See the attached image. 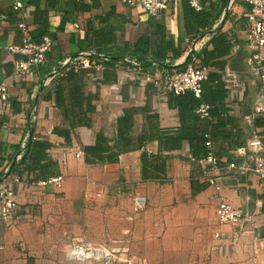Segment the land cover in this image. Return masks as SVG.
<instances>
[{
	"label": "crops",
	"instance_id": "crops-1",
	"mask_svg": "<svg viewBox=\"0 0 264 264\" xmlns=\"http://www.w3.org/2000/svg\"><path fill=\"white\" fill-rule=\"evenodd\" d=\"M188 1L174 0L151 18L121 0H21L32 39L51 41L45 65L21 81L12 62L23 56L8 51L21 42L18 18L11 0H0V85L8 92L7 110L0 114V182L8 174L20 180L11 186L18 207L9 223H0V264H79L64 258L72 228L78 231L81 217L85 222L93 214L92 228L112 229L130 211L135 189L145 196L146 208L134 222H119L129 226L125 239L142 244L141 252L134 251V242L129 247L146 264H264L256 240L264 239L263 193L252 173L227 167L242 162L231 152L251 133L264 144V119L253 116L254 106L264 103L263 90L246 62L249 6L243 0H196L202 9L195 11ZM195 44H200L197 52ZM203 50L224 54L209 66V78L219 77L225 91L217 104L225 124L211 138L212 155L221 166L216 186L208 183L214 177L210 166L191 156L188 140L167 141L181 128L207 132L216 124L212 108V122H196L187 101L162 87L167 75L183 70L190 55ZM78 56L102 60L103 67L78 73L63 67ZM226 72L239 84L238 96L225 88ZM206 96L203 87L204 103ZM124 119L132 127L121 141L117 128ZM31 135L48 143V161L42 164L54 163L51 177L63 176L60 188L34 181L33 173L9 172ZM95 145L119 152L117 161L86 163L84 148ZM143 153L161 160L164 172L144 180ZM220 199L252 218L220 225Z\"/></svg>",
	"mask_w": 264,
	"mask_h": 264
},
{
	"label": "built area",
	"instance_id": "built-area-1",
	"mask_svg": "<svg viewBox=\"0 0 264 264\" xmlns=\"http://www.w3.org/2000/svg\"><path fill=\"white\" fill-rule=\"evenodd\" d=\"M243 1L249 6V11L245 15V35L248 50L246 62L262 87L264 99V0ZM121 2L128 7L140 8L147 16L154 18L165 11L174 0H121ZM188 4L195 11L202 9L196 0H189ZM22 9L23 4L21 0H11V10L18 18L16 30L21 34V42L18 46H10L8 51L23 56V58L15 59L12 62V71L21 81H26L35 75L38 68L45 65V56L51 47V41L48 37H43L40 42L32 39L29 29L25 24ZM199 46L200 44H195L192 51L197 52ZM63 67L69 69L71 72L78 73L80 70L90 68L101 70L103 65L102 60L94 63L85 56H78L65 60ZM210 74L211 68L203 65L198 56L192 54L182 71L173 72L164 78L162 87L174 96H182L189 93L195 99L200 100L202 98L203 84L208 80ZM222 81L225 88L233 96H238L239 92L237 93V91L240 89V86L231 73L226 72L222 77ZM7 107L8 92L6 86L2 84L0 85V114L6 112ZM210 109L211 107L208 104L202 102L195 110V115L201 121L212 122ZM253 116L264 118V103L259 102L254 106ZM248 119H251V116ZM33 120L34 117L31 116V121ZM29 138L33 141L37 139L35 135ZM205 138V146L208 152L201 162L210 166V171L213 172L214 177L209 178L208 183L216 186L221 166L219 160L212 155L209 134H206ZM28 139L23 140L21 151L24 150ZM231 153L234 157L241 158L242 162L239 164L230 162L227 164V167L240 173H252L257 178L259 189L264 197V144L260 136L255 132L251 133L244 144L235 148ZM80 154L76 150L77 158L80 157ZM7 172L8 169H6L5 173ZM62 182V175H56L48 178L46 181L47 184H53L56 188H60ZM19 183L18 176H10L9 174L0 182V223H9L13 212L18 207L16 194L11 186ZM145 208V196L138 189H135L131 194L130 211L124 214L121 219L124 222L132 223ZM216 218L220 225L237 226L243 222L250 221L252 216L242 213L240 209L228 201L220 199L216 209ZM215 236L219 237L218 234ZM256 240L259 246L264 249V239L258 238ZM0 249H3V246H0ZM64 258L68 262L75 261L79 264H146L143 259L136 258L131 254L129 242L104 244L90 242L83 238H76L70 243V247L65 253Z\"/></svg>",
	"mask_w": 264,
	"mask_h": 264
},
{
	"label": "trees",
	"instance_id": "trees-1",
	"mask_svg": "<svg viewBox=\"0 0 264 264\" xmlns=\"http://www.w3.org/2000/svg\"><path fill=\"white\" fill-rule=\"evenodd\" d=\"M217 48V46L215 47ZM214 51H216L214 49ZM221 55H224L223 52L221 53H215V52H207L203 50V52L200 54L199 58L203 65L210 66L212 65V60L214 58H218ZM182 71V70H181ZM205 93L208 95L206 98L208 99L206 102L208 105L212 108L211 112L215 115L217 118L216 124H211V126L208 128V131L204 130H190L186 128H181L177 134L172 138H167V141H169L172 145L181 143L184 140H188L189 146H190V154L193 158L196 160H200L204 158L207 154L205 142L206 138L205 135L209 134L210 140L215 135V131L220 127L223 126L225 123L222 122V116L221 113L223 112L222 104L221 106H217V104H220L225 97V91L223 90V84L220 82L219 77L212 76L208 79L207 82L203 85ZM203 95V92H202ZM174 96V95H173ZM176 98L180 99L181 102L187 101V104L189 106V112L195 111L200 103H202V100L195 99L191 94L187 93L182 96H177ZM205 102V103H206ZM184 115V116H183ZM191 115V114H190ZM186 112L182 113V118H185ZM195 116V114H194ZM155 118V117H154ZM264 119V118H262ZM196 122H202L197 116H195ZM261 126H264V122H262ZM132 124L129 121V119H124L120 122H118V138L121 141H124L126 137L129 136L130 130H131ZM32 136V135H31ZM99 141L102 144H106V141L100 137ZM174 142V143H173ZM241 143L240 145H243ZM238 145V146H240ZM48 148V143L45 141H39V140H31V138L28 139V142L24 148L23 155L21 156V159L18 163L14 164L12 167H10L9 172H17L19 175L21 173H33L34 181L38 180H48L49 177H51L54 174L53 166L54 163L50 162V164L43 165L42 162L47 160L45 156V151ZM235 149V148H234ZM233 149V150H234ZM119 152L115 154H110L109 150L105 148L104 146H90L84 148V154L86 158V163L88 164H96V163H114L117 161V157ZM48 161V160H47ZM45 166V168H43ZM164 165L162 164L161 160L158 158H151L150 156H147L145 153L141 156V169H142V178L148 179L152 178L153 172H158L162 174Z\"/></svg>",
	"mask_w": 264,
	"mask_h": 264
},
{
	"label": "rangeland",
	"instance_id": "rangeland-1",
	"mask_svg": "<svg viewBox=\"0 0 264 264\" xmlns=\"http://www.w3.org/2000/svg\"><path fill=\"white\" fill-rule=\"evenodd\" d=\"M95 218H97V216ZM95 218H94V215L91 214L87 218L88 220L85 218V222H84V219L81 217V219H80V221L82 222L81 228H79L78 231H76L74 228H72V231H70L66 241L67 242H73V240L76 238H83V239L90 241V242H99V243H104V244H109L111 242H134L137 244V246L134 247V249L136 248V250H134V251L141 252L140 246H142V244H140L139 242H137L136 240H133V239H131L129 241L127 239H125V237H126L125 232L129 230V228H128L129 226L119 222V221H121V217L120 218L118 217L120 219L119 221L116 219L117 224L115 225L113 223L112 229H110V228L108 229V227L99 228L98 226L92 228L90 224H93L96 222ZM86 221H88V224L86 223ZM83 222H84V224H83Z\"/></svg>",
	"mask_w": 264,
	"mask_h": 264
}]
</instances>
